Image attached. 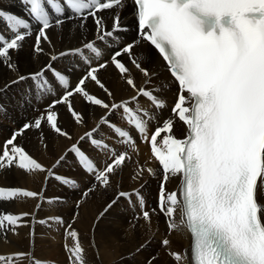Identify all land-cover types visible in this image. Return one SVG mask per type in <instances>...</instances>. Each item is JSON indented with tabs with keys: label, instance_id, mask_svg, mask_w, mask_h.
<instances>
[{
	"label": "snow or ice",
	"instance_id": "6c2138e0",
	"mask_svg": "<svg viewBox=\"0 0 264 264\" xmlns=\"http://www.w3.org/2000/svg\"><path fill=\"white\" fill-rule=\"evenodd\" d=\"M23 3L38 22L34 42L37 53L43 52L41 45L44 41L50 43L47 30L64 24L60 17L67 10L80 20L91 18L100 41L123 30L118 13L114 14L111 30L98 13L124 7V0H23ZM131 3L134 15L138 17L141 39L158 50L172 77L179 83L180 94L171 111L186 125V137L179 139L172 135V118L157 126L149 137L145 117H151L147 111H136L127 101L109 104L89 94L85 90L86 81L94 82L107 96L113 95L97 76L100 69L107 67V64L100 63L87 70L72 90H66L60 98L52 101L46 115L24 123L6 141L0 155V168L16 166L29 173L47 172L51 176V170L44 168L14 142L25 130L40 129L42 123L68 137V133L58 126L57 113L53 109L63 104L76 122L83 123L82 115L73 109L70 102L74 94H82L88 102L102 106L106 111L122 109L127 121L150 143L151 152L162 167L159 211L167 217L169 230L186 229L191 234L192 264H264V0H131ZM52 11L55 16L50 14ZM0 18L7 22L11 32L9 38L0 34V63L16 72L11 50L21 49L22 42L32 35V25L3 10H0ZM80 27L84 25L80 24ZM134 46L129 43L116 51L111 55V63L125 75L129 86L149 98L156 108L162 109L164 102L152 91L137 88L134 80L127 76L129 68L118 59L124 54L131 55ZM85 49L97 57L101 54L95 42H85L74 52L87 60ZM68 54L61 52L60 56ZM57 59L55 55L51 57L53 61ZM131 62L145 77L151 75L137 60ZM46 69L54 72L68 88L69 82L64 75L53 69L51 64H47ZM28 79L34 80L38 89L49 86L45 71L41 70L18 75L0 88V94ZM136 99V96L132 97V100ZM0 111H3L2 105ZM101 123L107 125L109 120L103 118ZM95 131L94 128L86 132L80 139H90ZM115 131L123 138L122 143L134 147L133 137L128 131L120 128ZM161 134H164L163 147L158 145ZM91 143L108 150V145L101 144L99 140L91 139ZM70 151L75 152L84 169L94 173L95 179L106 187L112 174L130 158L127 152H113L111 162L106 161L101 171L77 144H73ZM63 159L61 156L56 164ZM142 172L143 169L138 175ZM147 172L155 174L150 167ZM171 177L179 178V186L169 192L165 184ZM132 194L119 192L118 197L106 206L105 212L119 198L131 197ZM134 194L139 205L144 207L140 192L134 190ZM38 195L35 191L19 187H0V201ZM142 216L146 221L151 220L148 210H144ZM20 219L17 215L0 214V229L7 232L9 226H13L11 230L15 231ZM66 235L74 239L73 246L68 249L72 264H86L85 249L78 233L71 230ZM170 243L167 238L162 240L165 247ZM169 254L176 264H184L188 259L187 252L170 251ZM24 255L16 254L17 257ZM12 259V256L0 255V262L4 264H10Z\"/></svg>",
	"mask_w": 264,
	"mask_h": 264
},
{
	"label": "bare ground",
	"instance_id": "6f19581e",
	"mask_svg": "<svg viewBox=\"0 0 264 264\" xmlns=\"http://www.w3.org/2000/svg\"><path fill=\"white\" fill-rule=\"evenodd\" d=\"M16 2L17 0H0V10L20 15L16 10ZM124 7L129 10L130 4L126 3ZM120 11L121 8L107 16L111 19L110 26L114 14ZM0 21L4 20L0 18ZM80 24L84 27L81 28ZM36 34L32 32V36L22 42L20 50H11L12 62L17 66L16 72L10 71L0 63V88L18 75H28L41 70L45 71L49 88L55 80L52 79V71L46 69L47 64H51L56 71L65 70L67 64L76 63L78 60L79 53L74 52L76 47H82L85 42H95V45L102 42L97 38L91 18L86 21L78 19L47 30L50 43H42L41 53L34 51ZM61 52L69 54L60 56ZM85 52L90 51L85 49ZM53 55L58 59L51 60ZM119 59L129 68L127 76L134 80L137 88H145L155 95L171 92L162 78L170 84H173V81L167 72L162 70L161 58L148 44L140 41L131 55L124 54ZM133 59L151 75L145 77L132 64ZM81 74L78 73L75 77ZM97 76L113 95L107 96L94 82L86 81L85 90L89 94L109 104L122 101H127L129 105L147 104V98L126 83L125 75L121 74L111 61L107 67L98 71ZM44 95H47L46 88L38 89L32 79L12 85L0 94V105L3 106V111H0L2 142L6 134L11 136L22 128L19 124L33 122L41 115L47 114L48 110L40 113L25 110L28 101L37 100V97ZM133 96L137 99L132 100ZM70 102L73 109L82 115L83 123L76 122L63 104L53 109L57 113L58 126L68 133V137L56 133L47 123H42L40 129L33 127L25 130L14 142L16 146L23 147L44 168L51 170V176L47 172L29 173L16 166L0 168V187H19L39 194L35 198L0 201V214L21 217L15 231L11 230L13 226H9L7 232L0 229V255L12 256L10 264H72L68 249L73 246L74 239L66 233L75 230L85 249L86 264H176L169 254L170 251L187 252L188 259L184 264H191V238L186 229L169 230L167 217L160 211L150 213V221H146L141 215L134 190H138L140 194L146 193L151 201L155 199L160 187L159 182L162 181V175L156 169V162L145 146L141 147L140 152H134L133 158L126 160L125 164L112 174L107 187L84 174L78 165L77 154L70 151L72 145L77 144L86 155L91 156L93 149L102 148L93 145L91 139H112V124L122 117L123 110L106 111L102 106L88 102L82 94H74ZM103 118L109 120L107 125L101 123ZM94 128L96 131L90 139H80ZM185 128L186 125L177 120L172 135L179 139L185 138ZM99 155L104 159H111L107 154ZM61 156L64 159L57 165L56 162ZM145 161L152 166L154 175H150L145 167L140 166V163ZM141 169L143 172L138 175ZM89 176L92 178L94 174L90 173ZM65 180L68 182L65 183ZM178 184L179 178L171 177L165 188L171 192L177 189ZM90 188L93 189L91 192L88 191ZM121 191L133 194L131 197L119 198L117 203L105 212L106 206L117 198ZM86 192L87 196L84 195ZM23 213L29 215L24 216ZM165 238L171 242L167 247L162 244ZM20 253L25 255L17 257L16 254Z\"/></svg>",
	"mask_w": 264,
	"mask_h": 264
},
{
	"label": "rangeland",
	"instance_id": "374dc122",
	"mask_svg": "<svg viewBox=\"0 0 264 264\" xmlns=\"http://www.w3.org/2000/svg\"><path fill=\"white\" fill-rule=\"evenodd\" d=\"M21 125L23 126V124H22V123H21V124H19V126H21ZM22 126H21V127H22Z\"/></svg>",
	"mask_w": 264,
	"mask_h": 264
}]
</instances>
